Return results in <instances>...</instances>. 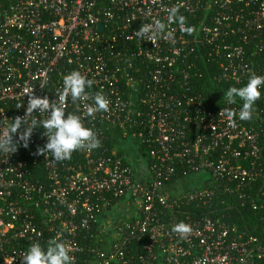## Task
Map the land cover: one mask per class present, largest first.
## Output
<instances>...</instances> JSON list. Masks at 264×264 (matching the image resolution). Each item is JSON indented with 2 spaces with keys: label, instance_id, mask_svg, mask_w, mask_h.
I'll use <instances>...</instances> for the list:
<instances>
[{
  "label": "built area",
  "instance_id": "2783aa9c",
  "mask_svg": "<svg viewBox=\"0 0 264 264\" xmlns=\"http://www.w3.org/2000/svg\"><path fill=\"white\" fill-rule=\"evenodd\" d=\"M173 6L192 35L167 22ZM157 19L166 29L155 45L133 36ZM200 57L227 89H197ZM74 70L110 101L94 119L70 97L65 109L101 146L55 161L34 154L47 142L38 128L28 148L0 153V264L53 238L73 264H264V235L198 213L230 194L262 206L264 85L247 121L225 94L264 76V0H0V131L24 115L27 90L53 100ZM181 221L187 238L172 231Z\"/></svg>",
  "mask_w": 264,
  "mask_h": 264
},
{
  "label": "clouds",
  "instance_id": "9594fccd",
  "mask_svg": "<svg viewBox=\"0 0 264 264\" xmlns=\"http://www.w3.org/2000/svg\"><path fill=\"white\" fill-rule=\"evenodd\" d=\"M167 22L178 23L180 30L192 35L195 32L194 26H186V17L179 15V6L167 9ZM166 24L160 20H154L149 24H142L133 36L141 40L152 42L153 45L162 37ZM46 78L41 81L40 88L46 86ZM93 81L88 79L80 71H72L63 77V88L58 90L57 98L50 100L47 96H37L33 89L27 90V108L23 116H16L10 126L0 131V153L13 154L18 150L20 144L28 148L35 129L42 128L43 135L47 142L43 147H37L35 155L47 156L55 161L71 159L73 152L91 151L101 146L96 132L86 127L79 115L66 114L67 100L70 97L73 102L83 103L85 114L95 118L97 112L109 111L110 101L102 93L94 96L86 91L91 88ZM264 85V76L252 73L247 84L243 87H231L225 96L228 103H236V98L243 101L239 111L240 120H251L254 111V104L261 97L260 87ZM93 100L92 104L87 103ZM23 107V103L17 108ZM40 115L46 114V119L38 120L34 112ZM222 115L232 123L234 113L231 109H225ZM86 223V221H85ZM172 231L181 238H187L192 234V226L183 221L175 224ZM71 247L58 239H50L47 247H42L39 242H33L22 256V264H73V257L70 255ZM199 264H208L207 258H203Z\"/></svg>",
  "mask_w": 264,
  "mask_h": 264
},
{
  "label": "trees",
  "instance_id": "16d2710c",
  "mask_svg": "<svg viewBox=\"0 0 264 264\" xmlns=\"http://www.w3.org/2000/svg\"><path fill=\"white\" fill-rule=\"evenodd\" d=\"M196 62L202 74V78L199 79V84L197 85L199 91L207 94L209 91L227 89L226 85L214 80L215 75H219L221 72L216 61L211 59L208 61L200 57ZM231 87L239 88L243 86L230 84V88ZM237 99L240 100L239 98H236V100ZM121 136L122 133L119 132L116 138H122ZM143 150L144 146L141 147V151ZM256 198L258 199L257 194ZM260 202L262 203L261 207L253 208L250 204L239 199L236 194L222 195L221 198L214 201V210L199 211L198 213L201 215H210L213 218H219L232 226H236L240 231H247L262 238L264 235V199Z\"/></svg>",
  "mask_w": 264,
  "mask_h": 264
}]
</instances>
